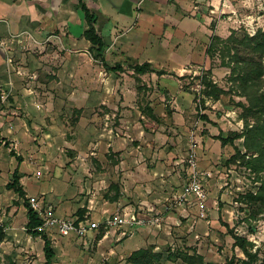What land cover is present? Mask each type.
<instances>
[{
	"label": "rangeland",
	"instance_id": "1",
	"mask_svg": "<svg viewBox=\"0 0 264 264\" xmlns=\"http://www.w3.org/2000/svg\"><path fill=\"white\" fill-rule=\"evenodd\" d=\"M86 1L98 11L106 41H112L108 28L115 23L120 26V36L137 35L134 42L138 54L126 59L115 50L105 61L124 69L109 70L103 60L95 58L90 43L75 40L70 42L75 52L67 59L53 56L57 59L53 64L62 69L57 72L48 68L51 55L40 53L42 48L24 47L23 68L18 75L20 89L15 92L14 88H5V99L0 104V110L5 111L0 118V229L4 232L0 264H47L44 240L32 235L27 227L24 200L7 187L19 166L16 157H10L11 150L23 157L22 185L28 198L53 206L62 199L63 218L74 219L80 208L96 221L131 211L163 217L161 227L146 226L138 230V236H133L128 227L116 226L99 241L98 231L80 238L43 232L56 253L53 264H131L128 258L136 248L150 246L162 254V264H186L175 254L193 251L211 264L250 261L235 246L231 231L253 243L252 252L257 258L251 264H264V221L248 219V206L242 200L247 192L257 191L258 178L264 173L257 175L243 162L242 156L248 154L244 138L223 143L245 131L244 116L248 114L241 106L248 105V101L232 73L234 51L226 52V41L233 33L243 38L259 30L264 32V0H188L189 13H194L198 23L197 36L193 34L188 43L196 50L195 61L178 71L167 72L169 66H165L168 70L162 71L166 76L161 88L156 81L150 85L148 77L146 82L140 78L156 72L139 75L135 66L141 63L139 57L145 46L137 39L142 29L152 26L157 30L156 36L146 42L150 53H154V44L163 42L166 36L164 24L145 21L140 28H129L128 33L120 20V24L116 22L120 0ZM98 2L101 6L96 8ZM215 36L223 42L218 43L214 54H209ZM172 40V47L179 45L178 39ZM145 59L149 60L148 56ZM78 64L84 68L81 72L74 69ZM206 78L224 91L219 99L206 96V91L211 92L205 86ZM161 93L166 99L160 102ZM10 98L17 100L19 108L13 107ZM154 99L156 105H161L160 112L182 113L181 127H189L177 131V120L169 114L160 124L166 139L156 142L157 148L149 141L153 140L152 134L142 133L149 119L143 109L139 110V106H149ZM187 110L193 115L185 113ZM141 113L144 119H139ZM248 119L251 124L255 122L254 117ZM191 136L197 144L200 168L211 173L205 181L207 199L203 205L192 202L169 211L167 206L187 182Z\"/></svg>",
	"mask_w": 264,
	"mask_h": 264
},
{
	"label": "crops",
	"instance_id": "2",
	"mask_svg": "<svg viewBox=\"0 0 264 264\" xmlns=\"http://www.w3.org/2000/svg\"><path fill=\"white\" fill-rule=\"evenodd\" d=\"M150 1L153 0H120L121 4L120 6H117V8L120 9L118 13L120 19L118 18L116 22L120 20L119 22L123 24L125 30H128V33L130 31L129 28H132L135 25L140 28L141 24L146 23L145 21H149L148 23L151 22L160 23L161 25L164 24V27L167 28L163 33L164 35H166L164 36L163 42L157 41L154 44L156 46V48L153 50L154 53H150L152 50L147 48L146 42L149 39H152V37L156 36L155 33H157V30H154L155 27L151 26L143 28L142 36H140L139 34V37H137V39H140V41L138 40L140 43L143 42L145 44V46L143 47L144 50L142 49L143 53L139 57V60H142L139 64L142 65L144 63H150L156 70V73L146 74L140 76V78L142 79V81L146 82L148 77V80H150V85L151 83L154 84V81H156L157 86L161 88V82L166 75H160L159 72H166L168 68L166 69L165 66H169V71L167 72H172L183 70L184 65L190 64L192 61H195L196 50L193 46H191V44H189V46L188 43H190V38H192L193 34L197 36L196 33L198 30L196 28L198 27V23H196L197 20L194 17V13H189V9L191 8L188 0H184L183 4H181L177 0H154V2L149 4ZM100 6L101 4L98 2L96 8H99ZM90 8L95 14L98 12H96V10L93 9L92 6H90ZM79 9L80 8L78 7L76 0H64L58 5H55L53 3V0H0V104L3 103L5 99L3 93L5 88H10L12 90L14 88V91L20 89L18 80H20L21 77H19L18 75L20 74L19 70L23 68L21 67V59H23L25 46H29L34 49H39L40 47L42 48V50H40V53L51 55L52 61L50 62L51 64L48 68H51V71L57 70L58 72L62 69L57 68V66L53 64L55 62L54 58L56 57V55L64 56L65 60L69 55H71L72 52H75L70 49L71 41L75 42V40H84L88 42L83 36L84 31L87 28L85 15L84 13L83 15L80 14ZM100 13L101 15L106 16V14L102 13L101 11ZM96 15L98 16L97 29L99 33L104 37L105 42L108 44V48L106 50V59L110 54L113 55V53H115V50H118L120 57L126 56V59H134V55L138 54L136 52L137 47H135L136 43L134 42V40H136L134 37L137 35L124 38L119 35L120 26H115V23H113L111 25V28H108V34L112 36V41L108 43L106 41L104 31L100 29L103 28L100 27L101 25H99L100 15H98V13ZM106 18L108 19V21L112 22L108 15L106 16ZM168 30L172 31L174 35L168 33ZM169 36L172 37V39L174 38V40L178 39L179 45L176 46V44L174 47H172L171 42L173 40H170ZM187 40H189V42H187ZM37 51L38 50H36V52ZM76 52L80 53V50H77ZM28 54H31V52H28ZM53 56L55 57L53 58ZM145 56H148L149 60H146ZM13 61L17 62L14 64ZM65 65L66 63H63L62 66L65 67ZM74 69L78 72L84 70V68H82L79 64L76 65ZM178 75L182 77V74L179 73ZM177 80L181 81V79ZM164 91H168L167 88H164ZM163 94L160 102L163 99H166V95L164 94L165 97H163ZM10 100L13 101V98H10ZM16 101L17 100H15V102ZM15 102L13 101L12 104L13 107L17 109L19 108V106L18 103ZM157 102L158 101H155L154 99L153 103L148 102L149 106L142 108L141 106H139V110L142 111L143 109L149 119L148 125L146 124V126H143L142 133L144 134L145 132H147L152 134L153 140L151 141L150 139L149 141L153 145L156 142L160 143L163 140L165 141V132L160 129V124L161 121H164L165 117L169 116V114H173V119L177 120V124L175 125L177 131L183 129L182 127H184L185 129H189V127H187V125L185 126V124L181 127L182 122L180 121V119H184L182 113H179L175 110H170V112H168V114L166 115L165 112H160L161 105H156ZM173 108L177 109L176 106H173ZM187 112H189L191 115H193L194 113L192 112V110L191 112L190 110H187L185 113ZM3 113H5V111L0 110V118ZM146 116L141 113V118L139 119H144V117ZM207 124V128L210 129V126L212 125L210 123ZM129 127L136 130L135 126H132L131 124ZM210 131L211 134L214 133L211 129ZM210 139L212 140V138ZM13 141L16 140L14 139ZM158 144H155L154 147H159ZM16 156L21 155L18 154ZM10 157L15 156L10 155ZM176 163L178 165V163H180L179 160H176ZM18 167H24V163L22 162ZM21 172L22 171L20 168V173ZM24 179L25 177L23 176L21 178V183ZM64 203L65 201L61 199L57 205L55 204L57 207L51 204L47 205L53 206L55 214L59 217H63V210L65 209V207L63 208ZM171 218L172 216L168 217V219ZM138 249L140 248H136L135 250Z\"/></svg>",
	"mask_w": 264,
	"mask_h": 264
},
{
	"label": "trees",
	"instance_id": "3",
	"mask_svg": "<svg viewBox=\"0 0 264 264\" xmlns=\"http://www.w3.org/2000/svg\"><path fill=\"white\" fill-rule=\"evenodd\" d=\"M62 1L64 0H53V3L58 5ZM76 1L78 7L85 15L87 24L83 36L91 44L90 49L94 53L95 58L103 60L109 70H123L124 68L119 64L112 67L106 63L105 53L108 44L97 29L98 16L91 10L86 0ZM222 42L219 36H215L207 52L214 54ZM226 43H228L226 52L230 53L232 50L234 51L233 59L235 60L233 63L235 66L232 68V73L235 81L239 83L238 87L242 95L248 101V105L241 104L242 108L248 114L244 116L245 131L242 134L236 135V137L223 140V143H233L237 138H244V145L248 154L242 156L243 162L258 175L264 173V32L259 30L255 35L249 36L247 34L243 38H238L236 33H233L227 39ZM135 71L137 74L143 75L148 72H155L156 70L152 64L144 63L142 65L137 64ZM159 73L163 74L162 71ZM204 82L205 86L211 89V92H205L206 96H214L216 99H219L220 95L224 93L221 88H218L216 83L207 80V78ZM250 116L255 118L253 124L249 122L248 118ZM5 145L7 146L8 143H5ZM11 155L15 156L19 165H21L23 158L16 156L14 151H11ZM21 178L20 168L17 167L13 173V181L9 182L7 187L14 190L24 200L28 217L27 227L32 235L42 237L44 240V253L47 264H53L56 253L52 241L45 233L38 230V227L42 224V220L34 211L30 199L24 190V186L21 183ZM258 179L260 185L257 191L247 192L242 196V200L248 206V219L257 220L260 218L264 221V177H259ZM77 213L81 219H84L87 215V210L80 208ZM106 233L107 230L102 228L98 233L97 241L101 240ZM230 233L235 239V246L240 248L250 260L247 262L243 261L242 263L251 264L257 258V255L252 252L254 247L253 243L249 242L245 237L235 234L233 231ZM3 238L4 232L3 229H0V242L3 241ZM175 255H177L176 257L180 256L186 264H211L207 263L203 255L198 254L196 251H193V253L178 252ZM161 258L162 254L157 253L154 246H150L133 251L128 261L131 264H162ZM226 264H234V260L227 261Z\"/></svg>",
	"mask_w": 264,
	"mask_h": 264
},
{
	"label": "built area",
	"instance_id": "4",
	"mask_svg": "<svg viewBox=\"0 0 264 264\" xmlns=\"http://www.w3.org/2000/svg\"><path fill=\"white\" fill-rule=\"evenodd\" d=\"M187 163V182L180 194L175 196L173 201L167 206L169 211H173L175 207H182L192 202L203 205L207 199L205 181L208 176H211V173L202 171L199 166L197 144L193 136H191ZM30 202L34 211L42 220V224L38 227V230L51 234L57 233L63 237H70L72 235H76L79 238L86 237L92 232H99L102 228H105L108 232L110 228L116 226L128 227L131 230L130 233L134 236L138 233V230L144 229L146 226L156 225L157 227H161L163 222V217L159 214L148 217L133 211L123 216H108L102 221L91 220L87 216L84 219H81L79 216L74 219H68L57 216L51 205H45L36 199L30 200Z\"/></svg>",
	"mask_w": 264,
	"mask_h": 264
}]
</instances>
